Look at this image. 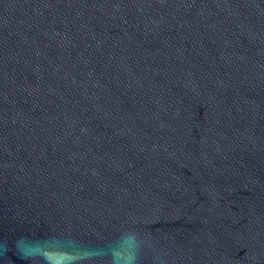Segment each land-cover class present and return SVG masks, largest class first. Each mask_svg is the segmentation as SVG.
Instances as JSON below:
<instances>
[{"label":"water","instance_id":"water-1","mask_svg":"<svg viewBox=\"0 0 264 264\" xmlns=\"http://www.w3.org/2000/svg\"><path fill=\"white\" fill-rule=\"evenodd\" d=\"M128 234L135 264H264V0H0V264Z\"/></svg>","mask_w":264,"mask_h":264},{"label":"clouds","instance_id":"clouds-1","mask_svg":"<svg viewBox=\"0 0 264 264\" xmlns=\"http://www.w3.org/2000/svg\"><path fill=\"white\" fill-rule=\"evenodd\" d=\"M138 246L139 242L135 235H126L119 247L112 252V264H135ZM17 249L22 257L40 258L44 264H79L80 259H82L70 252L61 250L60 246L52 241L21 240L17 242Z\"/></svg>","mask_w":264,"mask_h":264}]
</instances>
